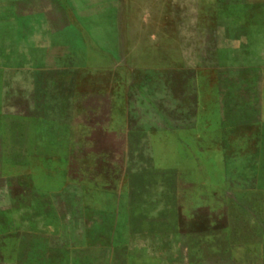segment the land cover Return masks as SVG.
Returning a JSON list of instances; mask_svg holds the SVG:
<instances>
[{"label":"rangeland","instance_id":"rangeland-1","mask_svg":"<svg viewBox=\"0 0 264 264\" xmlns=\"http://www.w3.org/2000/svg\"><path fill=\"white\" fill-rule=\"evenodd\" d=\"M0 264H264V0H0Z\"/></svg>","mask_w":264,"mask_h":264},{"label":"crops","instance_id":"crops-1","mask_svg":"<svg viewBox=\"0 0 264 264\" xmlns=\"http://www.w3.org/2000/svg\"><path fill=\"white\" fill-rule=\"evenodd\" d=\"M114 132H116L117 133V136H119V137H122L123 139L127 136V135H129V133H134V135H142V134H145V135H152L153 136V134H151L150 132H149V130H147L146 128H142V127H134V128H130V129H127L126 127L125 128H123V129H118V130H114ZM125 146H128V148H130V146H131V148L133 147V148H135L133 151H138L139 153H146V154H148V156H149V158H151V161H152V163H153V166H151V167H154L155 169H158L159 167H156V164H154V153L153 152H155V145H154V143H152V144H148V145H146V147H142V145H128V144H125ZM136 148H137V150H136ZM142 164H141V162L138 164V166L140 167ZM123 166H125L126 167V165H123ZM128 181H127V183H130V178H131V174H129L128 176ZM126 197V196H125ZM107 203H108V198L106 197V195L104 196V197H102V199H101V201H100V205L102 206V207H105L106 205H107ZM129 205H131L130 203H129ZM124 206V204L123 203H119L118 204V209H120V208H122ZM146 209H150V207H146Z\"/></svg>","mask_w":264,"mask_h":264}]
</instances>
